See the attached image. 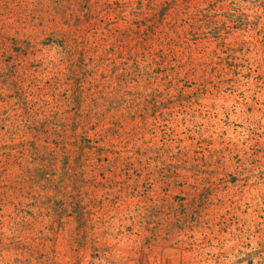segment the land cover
I'll list each match as a JSON object with an SVG mask.
<instances>
[{
    "label": "rangeland",
    "instance_id": "obj_1",
    "mask_svg": "<svg viewBox=\"0 0 264 264\" xmlns=\"http://www.w3.org/2000/svg\"><path fill=\"white\" fill-rule=\"evenodd\" d=\"M0 264H264V0H0Z\"/></svg>",
    "mask_w": 264,
    "mask_h": 264
},
{
    "label": "trees",
    "instance_id": "obj_2",
    "mask_svg": "<svg viewBox=\"0 0 264 264\" xmlns=\"http://www.w3.org/2000/svg\"><path fill=\"white\" fill-rule=\"evenodd\" d=\"M97 139H88V146L91 147L92 149H96L97 152L99 151V149L97 148Z\"/></svg>",
    "mask_w": 264,
    "mask_h": 264
}]
</instances>
